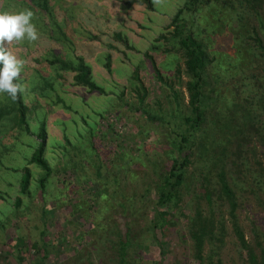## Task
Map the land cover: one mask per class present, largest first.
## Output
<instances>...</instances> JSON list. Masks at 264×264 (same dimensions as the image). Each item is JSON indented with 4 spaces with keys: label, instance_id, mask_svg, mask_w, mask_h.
I'll return each instance as SVG.
<instances>
[{
    "label": "trees",
    "instance_id": "1",
    "mask_svg": "<svg viewBox=\"0 0 264 264\" xmlns=\"http://www.w3.org/2000/svg\"><path fill=\"white\" fill-rule=\"evenodd\" d=\"M14 1L25 5L20 10L36 7L43 12L48 5V0ZM133 3L151 9L150 0H128L127 7ZM115 36L118 42H124L119 34ZM139 53L138 64L125 80L135 101L122 97V91L117 110L105 111L113 112L114 121L124 126L122 116L138 115L139 134L147 135L151 129L157 136L159 132L154 130L159 129L166 145L165 161L150 164L149 180L137 187L141 193L120 194L122 200L114 199L120 210L118 221L107 232L111 238L106 237L112 263L264 264V0H185ZM105 61L109 71L108 56ZM60 63L70 72L74 86L88 93L106 94L94 83L83 58H77L74 65ZM141 76L152 79L153 89L149 90ZM7 97L10 105L0 109V121L11 113L14 124L22 125L25 134L28 127L21 94L16 99ZM105 111L95 112L93 128L89 127L82 149L75 147L71 156L60 149L65 153L52 164L44 160L48 151L45 127L38 124L34 135L38 148L26 165H35L41 174L33 180L35 191H31V173L26 166L21 168L24 172L13 211L6 218L8 227L17 228L21 200L33 202L39 208L40 227L34 226L39 238L33 239L35 248L31 252L26 236L2 241L8 264H47L51 260L50 250L61 241L62 232L56 222L47 223L43 216L46 207L50 211L63 196L61 190L68 187L66 177L72 180L68 182L71 188H81L97 205L92 210L88 204L83 209L87 215L88 210L106 211L109 197L105 187L109 180L119 187L115 175L120 167L124 166L129 181L146 169L139 155H134L113 165L117 169L111 175L107 147L100 146L97 139L103 133H112L114 122L104 115ZM99 120L103 127L96 137L93 131L98 129ZM143 124H147L146 130ZM69 142L64 139L66 146ZM109 142L118 146L113 138ZM134 150L142 151L140 145ZM57 161L60 163L53 166ZM87 185H93V189L85 188ZM112 191L113 195L117 192L116 188ZM136 203L140 206L135 207ZM95 214L93 218L99 216ZM109 216L102 217L106 220ZM7 222L0 220V236L8 228H4ZM96 225L101 226L97 232L106 226ZM49 227L53 231L46 238ZM8 256H13L12 262Z\"/></svg>",
    "mask_w": 264,
    "mask_h": 264
},
{
    "label": "rangeland",
    "instance_id": "2",
    "mask_svg": "<svg viewBox=\"0 0 264 264\" xmlns=\"http://www.w3.org/2000/svg\"><path fill=\"white\" fill-rule=\"evenodd\" d=\"M127 1L48 0L46 11H39L36 7L31 10L34 13L33 23L40 33L39 40L32 44L26 41L13 42L8 46L11 52L25 61L21 78L16 82L25 85L26 88L21 98L25 108L24 121L28 132L24 134L23 126L18 127L14 124L11 113L5 115L0 121V197H2L0 198V217L6 222V217L12 214L13 199L19 189V179L24 172L21 168L26 166L31 173L32 180L29 185L31 191L35 189V179L39 173L41 174L35 165H26L29 156L38 148V140L34 137L38 124L44 123L45 144L48 148L44 160L48 164H52L59 154L66 152L71 156L76 150L75 147L81 150L84 142L86 143L89 127L93 128L95 112L105 111L108 108L117 110L118 98L122 91L124 92L122 97L135 101V97L130 95L128 85H125V80L129 77L133 66L138 64L139 52L144 50L162 31L171 16L185 2V0H150L151 9H147L138 3L127 7ZM19 4V1L0 0V12L22 11L20 9L25 5ZM115 34L124 38V42H118ZM105 56L109 58V71L104 66ZM80 57L89 67L94 83L104 88L106 94L96 91L88 93L85 88L72 84L70 72L65 71L60 66V62L74 65ZM52 60L54 63L49 62ZM141 79L149 90L153 89L152 79H147L145 76H141ZM7 96L0 94V109L9 107L10 102ZM121 112L122 115H127L126 112ZM104 115L114 122L112 133H103L98 137V131L103 127L99 120L98 129L94 130L93 134L98 137L100 146L107 147L106 157L110 161V163L107 162V168L112 171L111 175L114 176L117 169L113 165L117 166L123 161L122 159H129L134 155H139V159L145 164V172L141 170L136 173L137 176L134 179L130 178L129 181V175L125 174L124 166L120 167L117 176L115 175L119 187L108 181L105 187L109 197L108 207L103 213L95 211V215L100 216L95 218L92 216L95 213L92 210L97 205L81 188L77 186L71 188L69 186L71 183L68 182L72 180L66 177L68 187L61 190L63 196L57 199L50 211L49 206L46 207L43 216V220L47 223L56 222L62 232L61 241H58L50 250L49 259L51 260L47 264H113L111 261L113 254L106 239L111 238L107 232H111L113 224L118 221L116 214L120 210L114 199L122 200L120 194L128 196L137 192L141 193L137 187L141 182L149 180L150 164L154 161H165L164 146L166 145L163 142L164 136L159 134L161 133L159 129L154 130L159 132L157 136L151 129L147 135L139 134V130H136L137 123L141 122L138 115L131 114L129 118L122 116L121 121L125 122V126L114 121L113 112L105 111ZM146 127H148L147 124H143L144 130ZM117 132H119L118 137L113 135ZM65 138L70 141L67 146L64 143ZM109 138H113L118 146H112ZM76 141L79 143H74ZM151 141L154 143L152 146ZM137 145H140L142 151L134 150ZM110 149L112 151H109ZM117 150L121 152L118 153ZM64 161L68 163L66 157ZM80 161L85 163L86 159L82 158ZM59 163L60 161H57L53 166ZM130 167L133 170V166L130 165ZM59 178L62 179L61 176ZM51 182L54 184L53 180ZM87 187L93 189V185H87L85 188ZM114 187L117 192L113 195ZM67 201L73 206L69 207ZM88 204H91L92 210H88L86 215L83 209H86ZM138 206L140 204L136 203L135 207ZM38 209L33 202L26 204L25 200H21L17 211L20 216V219L16 221L17 228L11 225L8 227L9 221L6 225L3 224L4 228H8L0 236V264H8V261L4 259L5 253L2 249L5 247L2 241L12 236H19L20 239L22 236L28 237L27 241L30 244L26 247L29 252L34 250L33 239L39 238L34 226L38 225L39 228L41 222ZM108 215H110L109 218L104 220L103 217ZM97 223L106 224L105 230L97 232L96 229L101 228L96 225ZM90 227L94 229L90 230ZM52 231L53 229L49 227L48 233L44 236L50 238ZM8 257L12 262L13 256Z\"/></svg>",
    "mask_w": 264,
    "mask_h": 264
},
{
    "label": "clouds",
    "instance_id": "3",
    "mask_svg": "<svg viewBox=\"0 0 264 264\" xmlns=\"http://www.w3.org/2000/svg\"><path fill=\"white\" fill-rule=\"evenodd\" d=\"M34 13L25 9L19 12H0V94L12 99L26 91L20 80L25 61L9 50L13 42L35 43L40 38L37 26L33 23Z\"/></svg>",
    "mask_w": 264,
    "mask_h": 264
}]
</instances>
